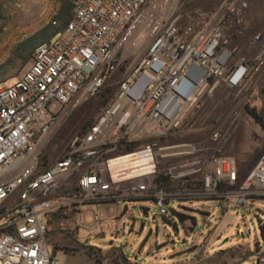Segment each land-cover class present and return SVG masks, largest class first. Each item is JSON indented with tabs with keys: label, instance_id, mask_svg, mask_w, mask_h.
Masks as SVG:
<instances>
[{
	"label": "built area",
	"instance_id": "obj_1",
	"mask_svg": "<svg viewBox=\"0 0 264 264\" xmlns=\"http://www.w3.org/2000/svg\"><path fill=\"white\" fill-rule=\"evenodd\" d=\"M183 1L76 0L72 21L39 44L22 78L0 86V264H62L47 242L55 215L78 241L79 232L104 235L95 207L111 203L126 212L123 201H150L172 223L168 206L189 191L159 187L161 173L177 182L201 176L203 192L222 199L226 211L264 199V155L240 184L235 158L222 152L226 133L211 136L209 158L202 146L164 144L219 85L240 90L264 67V47L251 60L231 51L232 36L246 26V0H224L185 25L171 15ZM143 27L152 38L146 55L62 158L45 166L43 147L63 114L100 94ZM173 158L179 161L161 169Z\"/></svg>",
	"mask_w": 264,
	"mask_h": 264
},
{
	"label": "rangeland",
	"instance_id": "obj_2",
	"mask_svg": "<svg viewBox=\"0 0 264 264\" xmlns=\"http://www.w3.org/2000/svg\"><path fill=\"white\" fill-rule=\"evenodd\" d=\"M223 1L185 0L172 9L171 15L180 14L185 25L198 12L215 11ZM246 1L249 5L246 26L240 35L232 36L231 51L234 56L251 60L264 47V0ZM60 7L61 0H0V86L13 85L26 73L31 60L21 69L20 58L15 55L17 47L54 23ZM148 34L147 28H141L121 50L122 64L107 78L106 86L116 88L146 55L152 41ZM258 35L260 41L254 42ZM102 107L96 96L63 114L60 127L42 150L41 156H47L48 164L64 155L72 137L83 131ZM246 107L254 108L264 119V67L240 90L219 85L185 121L181 133L164 144L202 146L206 149L204 158H209L216 149L211 136L215 132L226 133L228 139L222 152L235 158L241 184L264 155V131L247 113ZM178 161L176 158L166 160L161 169ZM192 180L199 181L201 176ZM218 199L203 191L177 197L172 206H168L172 223L157 216L156 205L146 200L123 201L122 206H128L126 212L116 203L96 206V213L105 224L104 235L88 237L79 232V241L104 251L121 248L128 258L139 264H264L260 226L261 221L264 223V199L253 198L252 207L241 212L226 211L225 202ZM170 208L195 214L196 226L187 214L184 229ZM91 216L92 213H88V223ZM57 240L63 244L61 238ZM57 255L62 264L81 262L78 255L68 256L62 251Z\"/></svg>",
	"mask_w": 264,
	"mask_h": 264
},
{
	"label": "trees",
	"instance_id": "obj_3",
	"mask_svg": "<svg viewBox=\"0 0 264 264\" xmlns=\"http://www.w3.org/2000/svg\"><path fill=\"white\" fill-rule=\"evenodd\" d=\"M75 2L76 0H61V7L59 9L56 18L57 20L54 21L55 24L54 23L49 24L42 30L38 31L33 37L28 38L21 45H19V47H17L15 51V55L17 58H20L21 69L24 68L30 62L33 53L35 52V49L39 46V44L49 40L55 34L65 29L67 24L72 21ZM114 90H115V86L105 85L104 89L98 95L99 104L101 107L106 106L108 104V102L110 101L113 95ZM245 110L264 131V119L257 114L256 110L254 108H249V107H246ZM92 122L86 128H84L83 131H85L92 124ZM133 148L134 147H129L128 149L132 150ZM42 159L44 160L45 166L50 165L48 164L46 155L43 156ZM156 183L158 184L159 187H164L166 189H171V190H184L189 192L203 191L201 180L194 181L192 179H189L188 181L185 182H177V181H172L169 178V176L163 173L158 175V178L156 179ZM178 218L184 227V222L186 217L178 216ZM191 220L193 225L196 226L197 224L196 219L192 218ZM261 233L264 240V226H261ZM57 238H61L63 244L60 243L57 240ZM47 242L52 247L54 255H56L60 251L68 255L75 254L77 252H82L93 260V264H103L104 262H108L109 264L110 263L131 264L126 259L125 254L123 253L121 248H112L106 254H104L102 250L99 248L80 243L75 238L73 233H70L62 229L61 221L58 215L53 216L49 220Z\"/></svg>",
	"mask_w": 264,
	"mask_h": 264
},
{
	"label": "crops",
	"instance_id": "obj_4",
	"mask_svg": "<svg viewBox=\"0 0 264 264\" xmlns=\"http://www.w3.org/2000/svg\"><path fill=\"white\" fill-rule=\"evenodd\" d=\"M174 212V214L178 217V216H184V217H186V219H185V222H187L186 220H188V217L186 216L187 214L188 215H191V216H189V217H191V219L192 218H195V214H192V213H189V212H187V213H185L184 211H176V210H174L173 211ZM190 219V218H189ZM184 222V223H185ZM176 225V224H175ZM84 244V243H83ZM109 251V250H108ZM108 251H104V250H102V252L104 253V254H106ZM122 251H123V249H122ZM123 253H124V251H123ZM58 254V253H57ZM56 254V255H57ZM65 254V253H64ZM125 254V253H124ZM65 255H68V254H65ZM72 255H78V256H80L81 257V262H80V264H93V260L89 257V256H87L86 254H84V253H82V252H77V253H75V254H71V255H68V256H72ZM57 257H58V255H57ZM125 257H126V259L128 260V262H130L131 264H133V263H136V264H139V263H137V262H134V261H132L130 258H128L127 256H126V254H125ZM103 264H109L108 262H104Z\"/></svg>",
	"mask_w": 264,
	"mask_h": 264
},
{
	"label": "water",
	"instance_id": "obj_5",
	"mask_svg": "<svg viewBox=\"0 0 264 264\" xmlns=\"http://www.w3.org/2000/svg\"><path fill=\"white\" fill-rule=\"evenodd\" d=\"M204 75H205V71L201 70V72H200V78L203 77Z\"/></svg>",
	"mask_w": 264,
	"mask_h": 264
},
{
	"label": "clouds",
	"instance_id": "obj_6",
	"mask_svg": "<svg viewBox=\"0 0 264 264\" xmlns=\"http://www.w3.org/2000/svg\"><path fill=\"white\" fill-rule=\"evenodd\" d=\"M235 82V81H234Z\"/></svg>",
	"mask_w": 264,
	"mask_h": 264
}]
</instances>
